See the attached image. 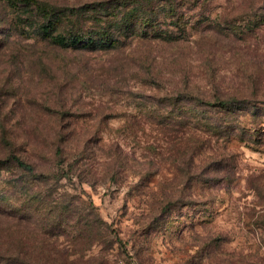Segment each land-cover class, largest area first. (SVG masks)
Here are the masks:
<instances>
[{
    "label": "rangeland",
    "instance_id": "1",
    "mask_svg": "<svg viewBox=\"0 0 264 264\" xmlns=\"http://www.w3.org/2000/svg\"><path fill=\"white\" fill-rule=\"evenodd\" d=\"M195 2L186 33L162 22L174 39L90 52L42 39L0 0V140L57 175L42 186L73 209L52 217L66 235L32 226L34 253L43 239L67 264H264V0ZM180 93L254 107L177 109ZM87 213L102 219L93 246L75 229ZM9 226L0 217V243Z\"/></svg>",
    "mask_w": 264,
    "mask_h": 264
},
{
    "label": "trees",
    "instance_id": "2",
    "mask_svg": "<svg viewBox=\"0 0 264 264\" xmlns=\"http://www.w3.org/2000/svg\"><path fill=\"white\" fill-rule=\"evenodd\" d=\"M8 2L20 16H25L23 21L35 28L36 34L42 39L55 46L81 51L111 50L136 37L165 36L174 39V35H167L168 29L163 31L165 35L159 33L162 22L174 25L185 33L187 30L183 24V12L189 0H100L80 7L53 6L40 0ZM196 2L193 3L195 7L198 4ZM88 22L91 27L86 25ZM168 99L173 101L172 104L177 109L183 107L178 103L186 100L199 108L212 107L225 111L254 107L251 102L235 96L206 100L199 97L190 98L180 93ZM206 125L209 129L212 128L211 125ZM0 141L6 151L0 152V175L10 172V178L4 180V186H0V217L6 219L10 225L6 229L9 232L5 236L7 241L0 243V264H67L65 261L67 262L71 255L64 256L60 251L51 252L43 239L40 240L37 253L31 250L30 245V230L34 224L42 226L44 235L53 234L51 230H56L59 237L66 235L63 231L61 233L65 225L54 223L52 217L60 210L64 214L73 209L70 204L63 206L64 200L42 186L48 179L57 175L39 173L35 164L15 152L10 139L3 138ZM57 151V155L62 156L63 149L58 147ZM171 208L170 203L165 207V211L168 212ZM89 217L88 213L87 216L83 215L75 224V229L79 236L89 239L84 241L88 246H93L102 231V219L97 215L95 221H92ZM16 222L22 226L16 227Z\"/></svg>",
    "mask_w": 264,
    "mask_h": 264
}]
</instances>
